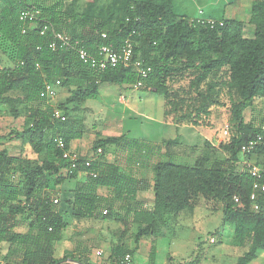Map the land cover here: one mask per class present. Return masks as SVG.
<instances>
[{
    "label": "trees",
    "instance_id": "obj_1",
    "mask_svg": "<svg viewBox=\"0 0 264 264\" xmlns=\"http://www.w3.org/2000/svg\"><path fill=\"white\" fill-rule=\"evenodd\" d=\"M32 10L38 12L34 20L19 19ZM250 11L253 35L246 38L240 21L209 18L215 22L213 27L196 19L190 21L175 14L173 0H124L119 17L114 11L103 10L77 16L65 11L63 0H0V52L12 64L0 68V106L6 105L14 118L20 116L18 108L24 107L25 128L16 139L34 154L45 156L38 163L0 151V253L2 244H7L9 251L4 257L10 264H70L67 254L61 259L53 257L54 244L66 224L51 198L48 182L53 177L60 184L78 173H85L86 181L75 186L70 203L72 218L78 221L99 214L101 198L96 190L111 189L119 209L131 214L130 222L136 226L135 246L143 236L155 235L157 212L177 215L191 205L194 197L202 196L221 203L222 225L233 227V243L246 248L236 264H248L264 251V193L258 192L256 200H250L253 185L264 180L254 177L250 168L237 170L236 166L240 147L257 136L262 141L252 154L264 161V119L255 123L243 118L254 100L264 99V0L253 1ZM57 33L69 38L67 45L56 40ZM126 40L133 43V59L150 68L145 78L133 65L99 72L77 57L79 46L96 60L101 58V46L120 49ZM190 74L194 79L182 94L170 89L174 79ZM56 81L68 88L69 95L61 104L52 105L40 93L46 84ZM137 83L140 90L163 98L165 119L177 114L175 103L184 100V95L197 99L201 116H208L210 107L221 104L218 97L223 86L235 95V99H229L231 133L219 145L225 159H200L193 165L156 162L152 169L153 208L137 199L146 183L123 175L117 160H105L107 147L125 155L137 141L125 135L96 140L94 151L101 149V154L88 167L84 166L86 158H80L73 171L54 143L61 139L69 150V142L82 137V123L67 116V106L96 100L101 84L133 88ZM55 108L64 115V121L52 117ZM201 116L183 113L176 122L196 126ZM13 173L18 174L17 180ZM106 213L102 211L103 220L108 219ZM20 217L29 222L26 233L15 231ZM115 220L123 236L127 230L124 220ZM153 242L149 264L154 263L156 254ZM17 248L22 250L19 260ZM134 250L119 243L112 245L109 264H122L123 257H132Z\"/></svg>",
    "mask_w": 264,
    "mask_h": 264
},
{
    "label": "rangeland",
    "instance_id": "obj_2",
    "mask_svg": "<svg viewBox=\"0 0 264 264\" xmlns=\"http://www.w3.org/2000/svg\"><path fill=\"white\" fill-rule=\"evenodd\" d=\"M123 1L63 0V7L65 11H71L77 16L87 13L97 14L103 10L104 12L114 11L115 15L119 17ZM253 1L255 0H173V8L175 14L190 21L221 17L240 21L243 24V36L251 38L253 26L249 23V19ZM7 64H9L8 61L0 52V68ZM194 76V74H190L174 79L173 83H170V89L178 90L181 93L182 89H187ZM221 81L224 82V78ZM61 88L63 87L57 88L56 97L50 101L52 105L61 104L62 97H66V90ZM72 88L74 89V86ZM223 88L218 97L221 104L210 107L208 116H201L202 114L197 113L199 106L197 99L184 95V100L175 103L177 114L170 115L165 119L163 116L165 104L161 96L150 91L101 84L96 100H88L86 103L76 106H67V116L72 120L81 121V130L84 133L81 143L74 153L80 157L94 158L93 144L96 140L103 139L104 136L111 135L112 132L116 133L115 135L125 133L128 139L141 141L143 149L154 150V152L142 158L133 149L125 155H118L107 147L105 157L112 162L117 160L123 175L145 180L147 185H150V180L153 179L154 164L166 161L167 155L171 162L186 165H193L200 159L223 160L225 155L219 149V145L228 140L231 133L229 99L230 97L235 99V95L227 86H223ZM121 97L124 100H121ZM119 99L128 107L124 108L122 104H119ZM23 108V106L18 108L20 116L14 118L10 115L6 105L0 106V151L5 150L10 156L40 163L41 158H45V156L40 157L34 154L27 144L16 139V134L21 133L25 128ZM183 113H190L193 116L200 115L201 123L192 126L176 122V118ZM243 118L245 122L253 120L255 123L264 119V99L254 100L243 112ZM156 138L164 139L147 142ZM167 140L171 143L163 144V141ZM149 144L150 146H148ZM237 156V170L248 167V164H264L262 158H258L255 154H251L248 159L241 154ZM47 159L51 160L50 157ZM13 174L17 180L18 174ZM76 180L80 181V179H69L65 183L75 187ZM49 182L51 185L54 184V178L50 177ZM52 192L51 198L55 199L56 193ZM102 194L106 203L100 208V217L103 218L102 211H106L108 219L122 218L128 231L130 218L127 214L122 216L117 212L120 210L119 204L114 201L112 190L103 189ZM150 196L151 189L150 186H147L142 200L147 207L153 208ZM221 209V203L217 200L211 197L197 196L193 198L188 208L177 215L166 214L167 211L162 214L157 212L155 235L149 236L150 240H142L133 264H149L148 256L152 241H154L153 245L156 250L153 264H236L237 258L246 251V248H240L233 243V227L222 225ZM76 222L82 229H87L90 227L87 226L89 223H94L89 219L72 220L74 225L71 224L70 227L73 228ZM115 222L117 223L116 220ZM107 224L114 225V221H108ZM117 225L119 226L118 223ZM92 226L96 228L95 225L92 224ZM90 232L95 233L94 230H90ZM210 238H214L215 242L209 243ZM66 244L65 239L56 243V252H59V249ZM101 247L105 249V246ZM1 253L3 254V252ZM94 259L98 263L107 259L106 250L102 257H94ZM248 264H264V251H260L258 256Z\"/></svg>",
    "mask_w": 264,
    "mask_h": 264
},
{
    "label": "crops",
    "instance_id": "obj_3",
    "mask_svg": "<svg viewBox=\"0 0 264 264\" xmlns=\"http://www.w3.org/2000/svg\"><path fill=\"white\" fill-rule=\"evenodd\" d=\"M4 58L6 59V61H8L5 56H4ZM8 63L9 64L5 65L4 67H11L12 66L11 62L8 61ZM123 86H125L127 88H131L127 85H123ZM61 89L66 90V93H67L66 97H67L69 95L68 94V88L63 87ZM132 89H135V88H132ZM66 97H62L61 100L64 101L66 99ZM121 98H120L121 100H124L123 97H121ZM120 99H119V104H122L124 106V108H127L128 105L124 104V102H121ZM50 101L51 100H49V102ZM163 125H165L164 122H163ZM112 134L106 135V136H104V138L118 137L121 135L127 136L125 133L115 135L116 133L114 134L112 132ZM83 135H84V133H82V137H83ZM82 137L80 139H75V140H72L69 142V151L75 152L78 149V147L80 145L79 143H81ZM159 139L162 140L164 138H156L152 141H147V142H153V141L157 142ZM141 143H142L141 141H137V145L133 148V150H135L139 156H141L143 158V157L148 156L149 154L154 152V150L143 149V146ZM148 146H150V144ZM151 146L153 147V145H151ZM110 148L112 150H114V147L109 146V149ZM106 152H107V148H106ZM106 152H105V154H106ZM166 157H167L166 160H171L168 157V155ZM105 160L108 163H112V161H109V159H107V157H105ZM176 164H180V163H176ZM74 179H80V181H77V180L76 181H77V183L78 182L82 183V182L86 181V175H85V173H78L76 178H74ZM137 180H139V178ZM66 181L67 180L63 181L60 184L54 183L52 185H51V182H48V190H50L51 192L54 191L56 193V195L54 196L55 199H53V200H57V204L59 203L58 205H56V209L61 214L63 221L66 224V228L61 233L60 240L56 243H59L60 241L65 239V242L67 241V244L64 247H62L61 249H59V252H56V243H55L54 244V256L53 257L55 259H61L64 256H66V254H67L68 255L67 261L70 264H109V255H110L111 247H112V245L119 243L121 245H124L128 249H135L134 253L132 255V260H131V264H133L134 259H135V255L139 249V246L142 243V240H144V239L150 240L149 236H143L139 240L138 245L135 246V244L133 242V235L135 234L136 226L134 224H132L130 222V227H129L128 231L126 230V233L123 236H121L120 235V231H121L120 227L117 225V223L115 222L114 219L103 220L100 217V215L97 213L92 218H83V219H89L90 221L94 222V223H89L87 225V226H90L89 228H87V229L83 228L82 229V227L79 225L78 222L75 223L76 227L75 226L73 228L70 227L71 224L74 225L72 223V220H74V219L71 216L72 206L70 203L73 200L75 187L73 185H66V183H65ZM140 181L146 183L145 180H140ZM147 186H150V189H151L150 198H153L152 180H150V185H147V183H146L144 186L145 187L144 190H141L137 193V199L138 200H142V198H144L145 190H146ZM103 189H106V187H99L96 190L97 195L101 198V202H100L101 208L106 203V200L104 199V196L102 194ZM54 192H52V193H54ZM143 193H144V195H143ZM125 211L126 210L122 209V210H119L117 212L120 213L122 216L127 214V216L129 218H131V214L126 213ZM20 221H22V219H19V224L17 225L15 231L19 232V233H26L28 230V223L29 222H28V220H24L23 223H20ZM74 221H77V220H74ZM98 221H100V222H98ZM101 221H104V222H101ZM108 221H114V225L109 226V224H107ZM92 224L95 225L96 228H93ZM83 226H85V225H83ZM90 230H94L95 233L90 232ZM64 232H66V233L64 234ZM94 245H95V247H93ZM102 245L105 246V249H103L101 247ZM105 250L107 252V259H103L100 263H98L97 260L95 261L94 257H96V258L102 257L104 255ZM8 251H9V246L7 244H2L3 255L8 253ZM21 251L22 250L20 248H17V252H18L17 259L18 260L21 256ZM95 251H100L101 255L100 256L94 255V257H93V254H95Z\"/></svg>",
    "mask_w": 264,
    "mask_h": 264
},
{
    "label": "built area",
    "instance_id": "obj_4",
    "mask_svg": "<svg viewBox=\"0 0 264 264\" xmlns=\"http://www.w3.org/2000/svg\"><path fill=\"white\" fill-rule=\"evenodd\" d=\"M37 14H38V12L32 10L29 12L22 13L20 15L19 19L22 21H25L27 19L34 20L37 17ZM197 21L200 23L206 22L210 27H213L215 25V22L211 19H208L206 21L203 19L202 20L197 19ZM218 24H219V26H222L221 22ZM45 29H46V27H44L43 31ZM104 37H105V35H102V38H104ZM55 38L62 45H67L69 42V38L67 36H65L64 34H58L57 33L55 35ZM132 44L133 43L130 40H126V41H124V43L120 47V49H115L111 45H103L99 48V54H100L101 58L96 59V60H93L92 57L86 52V50L81 46H79L77 48L76 53H77V57H78L79 61H81L82 63L89 64L92 68L96 69L99 72H102L107 68H115L119 65H121L123 67L133 65L134 68L136 69V71L138 72L139 76L142 78H145L147 76V74L149 73L150 68L144 67L141 61L133 59V45ZM52 45H54V44H52ZM59 84L60 83L58 81H56L54 83L46 84L44 89L40 93V97L43 99H47V100L54 99L56 96V90H57V88L60 87ZM140 87H141V84L137 83L133 88L139 89ZM52 117L54 119H57L60 121H64L66 119L64 117V115L61 113V111L56 109V108L52 112ZM263 130H264V128H263ZM261 141H262L261 136H257L255 139L249 140L247 143H245L244 145H242L240 147L239 154H241L242 156L252 154L254 149L258 145L261 144ZM54 143L56 144V147L62 151L63 159L70 163V170L73 171L74 169H76L78 162H79L80 158H82V157L77 156L72 151L65 150L64 142L61 139L54 140ZM101 152H102L101 149H97L94 153V158L97 157L99 154H101ZM91 160H93V157L92 158H86V161L84 162V166L88 167L90 165ZM247 166H248V168H250V172L254 177H256L259 180H262V179L264 180V165L248 164ZM0 176H1V172H0ZM258 192L264 193V183L263 184L255 183L253 185V189H252V192L250 195L251 201L256 200ZM233 201L235 203L239 202L237 197H234ZM53 202L57 203V200H53ZM254 209H257V207L255 206ZM105 213L106 212L104 211L103 214H105ZM208 241H209V243L215 242L214 238H210ZM95 255L100 256L101 252L96 251ZM131 260H132V257L129 254H126L123 257L121 263L122 264H131ZM0 264H10L5 259L4 255H2L1 253H0Z\"/></svg>",
    "mask_w": 264,
    "mask_h": 264
}]
</instances>
